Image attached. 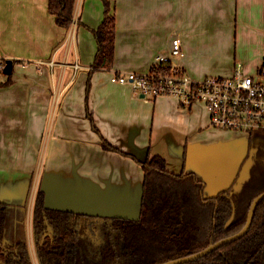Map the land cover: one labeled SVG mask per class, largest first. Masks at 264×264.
Here are the masks:
<instances>
[{"label": "crops", "instance_id": "1", "mask_svg": "<svg viewBox=\"0 0 264 264\" xmlns=\"http://www.w3.org/2000/svg\"><path fill=\"white\" fill-rule=\"evenodd\" d=\"M111 2L115 58L95 69L104 0H77L69 28L57 24L48 0H0V55L14 60L0 83V202L10 207L14 243L28 242L34 264L40 188L51 209L138 218L141 161L161 156L170 171L195 173L213 196L233 184L248 155L250 133L211 126L203 103L145 96L112 75L148 73L174 38L183 55L173 62L195 79L230 76L238 65L253 74L264 61V0ZM23 220L25 238L17 234Z\"/></svg>", "mask_w": 264, "mask_h": 264}, {"label": "trees", "instance_id": "2", "mask_svg": "<svg viewBox=\"0 0 264 264\" xmlns=\"http://www.w3.org/2000/svg\"><path fill=\"white\" fill-rule=\"evenodd\" d=\"M76 2L48 0L58 25L71 26ZM104 2L105 18L95 31V69L110 68L115 58L116 16L111 0ZM103 147L128 155L107 140ZM249 148L256 149L251 177L241 190H233L234 181L213 196H205V182L195 173L172 172L161 156L141 161L145 177L138 219L51 209L40 188L33 215L40 264H161L240 232L253 200L264 192V129L251 132ZM233 202L236 214L227 227ZM9 208L0 202V264H34L27 241L11 244L6 239ZM183 264H264V199L244 236Z\"/></svg>", "mask_w": 264, "mask_h": 264}, {"label": "built area", "instance_id": "3", "mask_svg": "<svg viewBox=\"0 0 264 264\" xmlns=\"http://www.w3.org/2000/svg\"><path fill=\"white\" fill-rule=\"evenodd\" d=\"M182 55L181 39L174 38L170 53L159 56L148 73L115 72L112 81L130 84L145 96H175L184 106L201 102L208 110L210 125L216 128L250 134L264 129V61L254 75L238 65L230 76L195 79L173 62ZM7 60L0 55V83L8 76Z\"/></svg>", "mask_w": 264, "mask_h": 264}, {"label": "water", "instance_id": "4", "mask_svg": "<svg viewBox=\"0 0 264 264\" xmlns=\"http://www.w3.org/2000/svg\"><path fill=\"white\" fill-rule=\"evenodd\" d=\"M13 71H14V60L8 59L7 60V66L5 68V73L7 75H11V74H13ZM255 153H256V149H251L249 152V155L244 160V162L241 166V169L239 171V174L235 180V183L233 184V190L234 191L241 190L244 183L251 177V170H252V167L255 163ZM263 199H264V192L261 193L260 195H258L257 197H255V199L252 202L250 211H249L247 224L245 225V227L240 232H238L234 235L228 236L226 238H223V239H221L215 243H212L211 245H209L208 247H206L205 249H203L197 253H194V254H191L188 256H184L181 258L173 259V260H170L167 262H163L161 264H183V263H187L190 261H194L196 259H199L201 257L208 255L209 253H211L214 250L224 246L225 244L230 243V242L237 240L238 238L244 236L249 231V229L253 223L254 214H255V210L257 208V205ZM71 212H76V211H71ZM81 213H85V212H81ZM86 214H91V213H86ZM235 214H236V206H235V202H233V213L227 222V225H226L227 227L230 225V223L234 219ZM93 215H98V214H93ZM98 216H102V215H98ZM111 217H119V216H111ZM125 218H129V217H125ZM138 218H131V219H138ZM46 235H48V233H46Z\"/></svg>", "mask_w": 264, "mask_h": 264}, {"label": "rangeland", "instance_id": "5", "mask_svg": "<svg viewBox=\"0 0 264 264\" xmlns=\"http://www.w3.org/2000/svg\"><path fill=\"white\" fill-rule=\"evenodd\" d=\"M256 73V72H255ZM255 73H253V75L255 74ZM248 74V73H247ZM7 77V76H6ZM235 135H236V137H238L239 135H237V134H232V133H227L226 135H225V137L226 138H230V137H235ZM242 138V137H241ZM241 138H239L238 140H240ZM249 152H250V148H248V155H249ZM247 155V156H248ZM10 224H11V222H10ZM10 224L8 225V227H7V232H6V239L10 242V243H14L15 241H18V240H15V237L14 236H12L11 235V230H10ZM24 224H25V221L23 220V222L22 223H20V222H17V226H19V227H23L24 226ZM17 234H24V238L26 237V230H25V227H23V229L21 228V230L17 233ZM16 234V235H17ZM23 238V239H24ZM29 242H30V237H29Z\"/></svg>", "mask_w": 264, "mask_h": 264}]
</instances>
